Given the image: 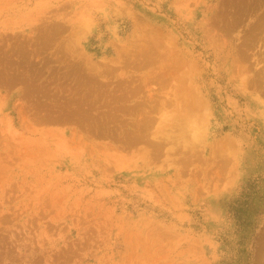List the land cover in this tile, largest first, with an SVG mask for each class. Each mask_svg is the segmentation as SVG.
Wrapping results in <instances>:
<instances>
[{
    "label": "rangeland",
    "instance_id": "374dc122",
    "mask_svg": "<svg viewBox=\"0 0 264 264\" xmlns=\"http://www.w3.org/2000/svg\"><path fill=\"white\" fill-rule=\"evenodd\" d=\"M0 264H264V0H0Z\"/></svg>",
    "mask_w": 264,
    "mask_h": 264
}]
</instances>
